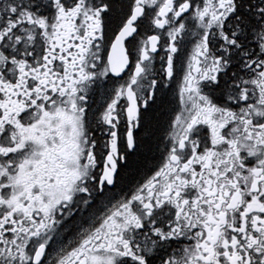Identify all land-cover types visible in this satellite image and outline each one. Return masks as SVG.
<instances>
[{"label": "snow or ice", "instance_id": "obj_1", "mask_svg": "<svg viewBox=\"0 0 264 264\" xmlns=\"http://www.w3.org/2000/svg\"><path fill=\"white\" fill-rule=\"evenodd\" d=\"M0 264H264V0H0Z\"/></svg>", "mask_w": 264, "mask_h": 264}]
</instances>
